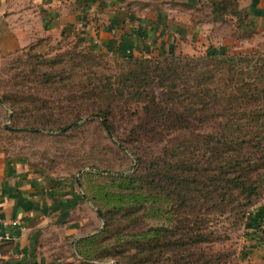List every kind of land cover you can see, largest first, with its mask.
I'll return each mask as SVG.
<instances>
[{"label":"trees","instance_id":"obj_1","mask_svg":"<svg viewBox=\"0 0 264 264\" xmlns=\"http://www.w3.org/2000/svg\"><path fill=\"white\" fill-rule=\"evenodd\" d=\"M239 1L211 0L209 9L214 15L227 16L230 15L229 8L239 11ZM71 29L63 31L55 50L60 52L71 47L66 51L70 62L79 57L84 59L86 66L92 64L103 68L101 63L94 61L103 62L110 55L92 51L79 33L72 35ZM70 39L73 40L72 45L66 44ZM53 41L51 37L43 38L20 52L34 50L39 43L51 44L50 49H53ZM26 56L32 62L19 58L24 66H30L33 59L36 66H41V56ZM113 58L121 61L127 71L119 76L102 74L101 77L90 78L88 83H81V93L76 91V85H66L74 92L73 97H78V94L95 97L96 102L91 106L97 110L91 114L99 120L113 143L131 159L130 174L95 169L98 177L121 180L118 195L113 201L103 200L101 193H88L84 179L91 173L83 174L78 181L94 206L92 209L106 220L101 233L87 236L75 244L81 263L101 262L105 256L100 253L102 248L98 243H105L104 238L108 240V236L114 234L117 242L110 255L119 257L122 264H229L232 258H223L221 253L208 257L200 250L197 256L191 250L208 243L205 235L190 239L188 233L181 232L172 224L142 230L137 235L126 234L121 227L122 224L134 225L152 217L154 210L150 211L148 204L157 203L153 194L162 192L165 193L163 198L167 197L165 202L169 203L174 198L182 209L191 208L202 213L209 208V211L221 207L226 210L238 208L241 209L243 226L253 227L258 223L254 218V224H250L247 216L257 204L252 198L260 196L261 185L264 184V175L259 174L264 168V57L215 52ZM47 62L43 64L47 68L60 63L59 60ZM106 63L104 67L109 68V62ZM128 98L141 106L136 121L126 129L130 144L140 138L159 143L157 140H163V136L180 132H189L194 140L182 141L170 154L167 152L169 157L165 159L151 160L136 152L133 154L118 135L112 121L115 112L111 105L100 107L112 99L115 103H127L130 101ZM0 104L6 103L0 100ZM44 108L50 110L47 103ZM11 111V121L15 123L16 110L11 107ZM80 122L81 118H77L58 131L67 133L80 127ZM36 123L40 125L39 120ZM206 123H212L211 133L197 138L195 131ZM39 130L35 125L5 128L9 134ZM99 191L103 192L104 188L100 187ZM260 198L262 202L264 194ZM261 211L264 212L263 205ZM257 225V230L264 232V223ZM170 228H176L174 236L180 237L165 235L172 232ZM132 250H135L133 255L129 253ZM169 253L172 256L166 257Z\"/></svg>","mask_w":264,"mask_h":264},{"label":"rangeland","instance_id":"obj_2","mask_svg":"<svg viewBox=\"0 0 264 264\" xmlns=\"http://www.w3.org/2000/svg\"><path fill=\"white\" fill-rule=\"evenodd\" d=\"M244 1L250 0L239 1V11L236 12L233 8H229L228 14L230 15L227 16L214 15L209 9L211 0H196L195 4L188 0H154L141 2L140 7H144L150 18H154L157 14L163 12L165 15L174 16L173 19L176 20L182 14L190 21L203 24L207 29L203 37H197L196 40L185 43L190 45L191 51H195L196 55L218 52L229 55L234 53L232 55L264 57L263 51L261 54L256 53L258 45L264 46L263 40L254 35L246 26V12L244 8H241ZM213 23L218 24V26L214 25L215 28L218 27L216 34L209 31L212 29L210 27ZM173 25L175 24L173 23ZM57 41H53V49H50L51 46L49 45L51 44L46 46V43H39L34 50L19 52L5 57L0 62V100L6 103L4 105L0 104V145L9 157L23 161L29 169L44 172L56 179L68 180L74 187L79 185L78 177L81 178L83 174L91 173L84 179L88 193L90 195L101 193L100 196L103 200L113 201L118 195L121 180L112 181L106 177H98L95 175L97 171L95 169L108 171V173L130 174L132 172L130 171L131 159L113 143L99 120L91 114L92 111L97 110V108L91 106L92 102H96L95 97L81 96V94H78V97H73L74 92L66 85H76V91L81 93L83 91L81 83H88L90 78L95 79V76L101 77L102 74L119 76L127 71V68L123 67L124 64L121 61H115L114 55L110 54H107L110 57L105 58V61L109 62V68L104 67L105 64H108L105 61H94L95 63H101L103 68L93 67L92 64V67L86 66L84 59L79 57H75L74 61L70 62L68 58L70 55H67L66 51L71 47L61 49L60 52L56 51ZM180 42L183 43V40H180ZM72 43V39L66 41V44L72 45ZM183 44L178 43L179 46L174 43L166 44L161 47L163 51L158 52L156 55L184 54ZM27 48L29 49L30 46ZM26 55L41 56L43 58V60L39 59L42 63L41 66L35 65V59H33L30 66H24L20 63L19 58L27 61L29 58ZM52 60H59L60 63L53 65V67L49 66V68L43 66V64L48 63L47 61ZM74 64L77 66H74ZM128 99H130L129 102L121 104L119 102L115 103L114 99L108 100L104 106L100 107L106 108L111 105V109L115 112L112 121L118 135L122 137L121 140L125 141L122 144L133 154L136 152L151 160L159 157L165 159L169 157L167 152L170 154L182 141L194 140L189 132H180L171 136H163V140H157L159 143L140 138L136 142L132 140L130 144L127 140V130L131 127V123L136 121V115L141 112V106L136 104L132 98ZM46 103L50 110L44 108ZM11 107L16 110L15 123L11 121ZM77 118H81L80 127L72 128L67 133L58 131L59 128L68 125ZM37 120L40 121V125L36 123ZM48 121L52 123H48ZM34 125L40 130L19 134H9L5 131V128L10 126L26 127ZM211 126L212 123H206L202 129L195 131V136L198 138L210 134L212 131ZM80 172L82 174L79 176ZM142 173L144 172L142 171ZM259 174L264 175V168L261 169ZM100 187L104 188L103 192L99 191ZM81 192L88 204L92 206L91 208H94L82 189ZM263 194L264 184L261 185L260 196L252 198L257 203L252 207L253 209L259 206L261 203L260 197ZM164 195L163 192L154 193L153 196L158 202L148 204L150 211L154 210L151 213L152 217L144 218L143 221H139L134 225L122 224L121 229L125 231L124 233L137 235L142 230L172 224L181 229V232L188 233L190 239L205 235L206 241L211 242V244L204 243L191 248L197 256L200 250H203L208 257L216 253H221L223 258L231 257L229 264H250L249 261L252 259L254 252L247 255V251L252 248L251 244L255 239V234L252 235L248 231V227L243 226L242 213L239 212L241 209L231 207L226 210L225 207H221L209 211V208L200 213L191 208L182 209L174 198L167 203L165 202L167 197L163 198ZM91 211L95 219L94 222H91L95 229L91 235L99 234L104 230L106 220L103 215L100 217V214H97L94 209H91ZM156 211H159V213L155 214ZM201 222L202 224L199 225ZM198 226H201V229H198ZM175 229H171L172 232L165 235L180 237L174 236V233L177 232ZM113 235H109L108 240L104 238L105 243H98L102 248L100 253L105 256L99 264H122L118 261L119 257L110 255L117 242ZM117 247L119 248V246ZM119 251H121V248ZM129 253L133 255L135 250ZM71 254V257H74L70 262L71 264H82L77 259L78 255L75 249H72ZM171 256L172 253H169L166 257ZM212 264L216 263L213 262Z\"/></svg>","mask_w":264,"mask_h":264},{"label":"crops","instance_id":"obj_3","mask_svg":"<svg viewBox=\"0 0 264 264\" xmlns=\"http://www.w3.org/2000/svg\"><path fill=\"white\" fill-rule=\"evenodd\" d=\"M149 1L154 0H0V62L40 39L59 40L71 27L98 53L149 58L166 44L184 43V54H195L185 43L203 37V24L181 13L176 20L163 12L150 18L140 7ZM244 2L246 26L264 42V1ZM214 25L209 31L216 34ZM262 48L256 53H264ZM91 207L79 185L29 169L0 145V264H71L75 244L95 231ZM257 227L248 226L255 234L247 251L254 252L250 264H264V232Z\"/></svg>","mask_w":264,"mask_h":264},{"label":"built area","instance_id":"obj_4","mask_svg":"<svg viewBox=\"0 0 264 264\" xmlns=\"http://www.w3.org/2000/svg\"><path fill=\"white\" fill-rule=\"evenodd\" d=\"M261 206L262 205L257 206V207H255V209L251 208L249 213H248L247 218H249L250 220H253L254 218H256L259 224H263L264 223V212L261 211ZM17 224L18 223H14V225H17Z\"/></svg>","mask_w":264,"mask_h":264},{"label":"water","instance_id":"obj_5","mask_svg":"<svg viewBox=\"0 0 264 264\" xmlns=\"http://www.w3.org/2000/svg\"><path fill=\"white\" fill-rule=\"evenodd\" d=\"M81 174H82V172L79 173V176H80ZM79 178H80V177L77 178V181H79ZM79 187H81V186L79 185ZM100 217H102L101 214H100Z\"/></svg>","mask_w":264,"mask_h":264}]
</instances>
